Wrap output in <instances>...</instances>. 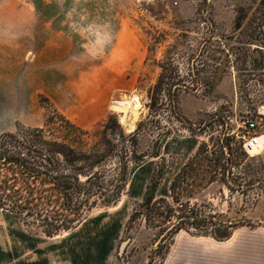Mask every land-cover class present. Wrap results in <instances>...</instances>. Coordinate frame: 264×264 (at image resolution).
<instances>
[{
    "label": "rangeland",
    "instance_id": "1",
    "mask_svg": "<svg viewBox=\"0 0 264 264\" xmlns=\"http://www.w3.org/2000/svg\"><path fill=\"white\" fill-rule=\"evenodd\" d=\"M262 9L264 0H0V131L40 128L61 137L63 115L87 133L78 147L106 153L110 190L124 165L128 173L118 204L98 205L75 230L59 238L27 231L46 248L70 243L77 261L164 264L171 236L163 230L178 217H194L186 226L192 236L247 225L244 209L264 202V164L228 134L242 131L246 120L264 134V69H235L243 68L237 58L246 53L264 60V44L247 42ZM160 81L165 92L151 109L150 92ZM172 87L171 93L183 87L176 105L167 92ZM133 95L144 111L130 132L111 105ZM110 117L115 122L106 133ZM166 135L196 137L200 148L187 159L158 157ZM153 163L147 192L166 203L142 206L144 200H134L146 182L140 171Z\"/></svg>",
    "mask_w": 264,
    "mask_h": 264
},
{
    "label": "trees",
    "instance_id": "2",
    "mask_svg": "<svg viewBox=\"0 0 264 264\" xmlns=\"http://www.w3.org/2000/svg\"><path fill=\"white\" fill-rule=\"evenodd\" d=\"M260 13L262 20L259 22V31L256 30L247 42L264 44V9ZM242 19L236 25L237 31L243 26ZM244 55L237 58L243 64L242 69L235 68L238 72L264 69V60L259 62L247 53ZM162 82L150 92L151 109L156 108L165 92ZM182 89L183 87H177L171 93L174 90L172 87L167 91L175 105L178 92ZM54 113L58 114L56 110ZM176 115L182 122L186 121L181 115ZM51 121L53 120H48V123ZM61 122L65 128L61 137H54L47 129L24 127H18L16 133L0 136V209L19 219L28 230L34 229L48 238L75 230L98 205L112 207L118 204L128 184L127 166L124 165L119 179L115 181V185H111L110 190L103 175L106 153L78 147L77 144L83 142V136L87 133L63 115ZM112 122H115L114 118L110 117L105 125L106 133L111 129ZM189 128L192 129L191 125ZM168 137L163 136L160 142L164 143ZM131 140L137 145L134 138ZM100 145L106 146L103 142ZM154 188L156 191L157 183ZM147 203L157 206L166 203V199L157 201L155 194L150 197L147 192L142 206ZM173 212V209H169L166 217L168 222L173 218ZM156 214L160 217L164 215L162 212ZM135 218L133 215L130 222ZM178 219L179 222L173 224L170 230V226L163 230H168V235L171 236L170 246L177 233L187 231L186 226L194 217L183 215ZM198 236L226 241L231 237V232L222 236L214 233Z\"/></svg>",
    "mask_w": 264,
    "mask_h": 264
},
{
    "label": "crops",
    "instance_id": "3",
    "mask_svg": "<svg viewBox=\"0 0 264 264\" xmlns=\"http://www.w3.org/2000/svg\"><path fill=\"white\" fill-rule=\"evenodd\" d=\"M13 132L3 130L0 136ZM166 140L158 157L173 155L187 159L200 148L196 137ZM260 154L258 156H261L260 160L264 164V146ZM156 166L157 163H153L141 169L140 177L146 182L135 191L134 200H144L148 178ZM133 183L135 186V179ZM244 210L243 218L248 220L247 225L234 228L226 241L192 236L185 230L177 233L164 264H264V202L261 200L254 208ZM71 250L70 243L46 248L44 241L30 234L19 219L0 209V264H108L104 257L99 256H96V261L90 257L77 261Z\"/></svg>",
    "mask_w": 264,
    "mask_h": 264
},
{
    "label": "built area",
    "instance_id": "4",
    "mask_svg": "<svg viewBox=\"0 0 264 264\" xmlns=\"http://www.w3.org/2000/svg\"><path fill=\"white\" fill-rule=\"evenodd\" d=\"M146 5H152L157 0H138ZM242 131H232L228 134L233 143H238L241 151L249 155V151L256 147L259 143L261 133L258 132V123L254 120H246L239 126ZM182 207V206H180Z\"/></svg>",
    "mask_w": 264,
    "mask_h": 264
},
{
    "label": "bare ground",
    "instance_id": "5",
    "mask_svg": "<svg viewBox=\"0 0 264 264\" xmlns=\"http://www.w3.org/2000/svg\"><path fill=\"white\" fill-rule=\"evenodd\" d=\"M115 105H119L120 107L123 108V109H121V111L124 113V116L121 118L120 122H121L122 126H124L125 128H127L128 124H129L130 118L133 115V111H138L141 108V104H140V100H139L138 95H133V97L127 98V100H125L124 102L114 103L113 105H111L113 111L119 110V109L115 108ZM134 127H135V125H134ZM263 135L264 134H262L260 139H259V142H258L259 144L256 147H254L252 150L249 151V154L251 155V157L258 156L260 154V152L262 151L263 146H264V136Z\"/></svg>",
    "mask_w": 264,
    "mask_h": 264
},
{
    "label": "water",
    "instance_id": "6",
    "mask_svg": "<svg viewBox=\"0 0 264 264\" xmlns=\"http://www.w3.org/2000/svg\"><path fill=\"white\" fill-rule=\"evenodd\" d=\"M115 108L116 109H119V110H121V109H123L122 107H120L119 105H115ZM142 111H144L143 110V108H141L140 110H138V111H133V115H132V117L130 118V121H129V124H128V126H127V131H130V132H133L134 131V125H136L137 123H138V121H140L141 120V118H142ZM124 116V113L122 112L121 114H120V118H119V123L121 124V122H120V120H121V118ZM122 125V124H121ZM134 127V128H133ZM153 193H151V195H152ZM125 245H126V243L125 244H123L122 245V247H121V251L120 252H122V251H124V249H125Z\"/></svg>",
    "mask_w": 264,
    "mask_h": 264
}]
</instances>
